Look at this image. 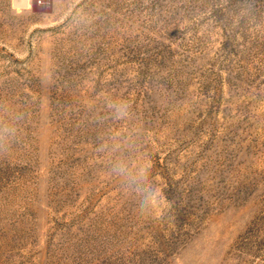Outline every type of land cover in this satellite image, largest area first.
I'll use <instances>...</instances> for the list:
<instances>
[{"label":"rangeland","instance_id":"1","mask_svg":"<svg viewBox=\"0 0 264 264\" xmlns=\"http://www.w3.org/2000/svg\"><path fill=\"white\" fill-rule=\"evenodd\" d=\"M0 264H264V0H0Z\"/></svg>","mask_w":264,"mask_h":264},{"label":"bare ground","instance_id":"2","mask_svg":"<svg viewBox=\"0 0 264 264\" xmlns=\"http://www.w3.org/2000/svg\"><path fill=\"white\" fill-rule=\"evenodd\" d=\"M23 1V0H22Z\"/></svg>","mask_w":264,"mask_h":264}]
</instances>
